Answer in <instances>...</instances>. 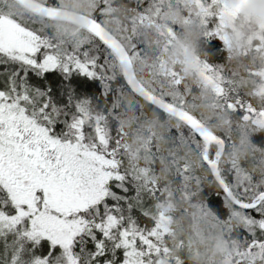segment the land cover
Masks as SVG:
<instances>
[{
    "label": "snow or ice",
    "instance_id": "1",
    "mask_svg": "<svg viewBox=\"0 0 264 264\" xmlns=\"http://www.w3.org/2000/svg\"><path fill=\"white\" fill-rule=\"evenodd\" d=\"M258 135L264 0H0V264H264Z\"/></svg>",
    "mask_w": 264,
    "mask_h": 264
},
{
    "label": "trees",
    "instance_id": "2",
    "mask_svg": "<svg viewBox=\"0 0 264 264\" xmlns=\"http://www.w3.org/2000/svg\"><path fill=\"white\" fill-rule=\"evenodd\" d=\"M213 59H216V57L215 56H213ZM256 140H257V142H259L261 139H264V137H261V136H257L256 138H255ZM214 189H208L207 191H206V193H205V196H206V198L211 202V203H213V204H215V205H219L220 204V200H221V198H219V197H216L215 195H214Z\"/></svg>",
    "mask_w": 264,
    "mask_h": 264
}]
</instances>
